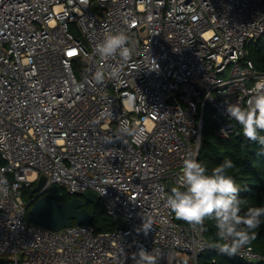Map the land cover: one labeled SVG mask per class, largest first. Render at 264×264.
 I'll return each instance as SVG.
<instances>
[{"label": "built area", "instance_id": "obj_1", "mask_svg": "<svg viewBox=\"0 0 264 264\" xmlns=\"http://www.w3.org/2000/svg\"><path fill=\"white\" fill-rule=\"evenodd\" d=\"M117 32L132 56L101 60L96 45ZM263 32L264 0H0V264H136L140 248L158 264H198L205 251L264 261L249 245L220 253L165 206L166 182L178 187L183 157L199 155L206 106L218 135L242 132L225 106H247L264 77L247 58ZM51 185L96 193L124 226L29 221Z\"/></svg>", "mask_w": 264, "mask_h": 264}, {"label": "clouds", "instance_id": "obj_2", "mask_svg": "<svg viewBox=\"0 0 264 264\" xmlns=\"http://www.w3.org/2000/svg\"><path fill=\"white\" fill-rule=\"evenodd\" d=\"M96 53L101 60L118 54L122 60L127 61L133 54V48L129 46V37L123 32H117L107 35L97 44ZM119 71L118 67H113L108 75L117 77ZM94 79L97 82L105 79L102 67L94 73ZM251 93L247 106L227 103L225 112L238 122L248 140L264 146V135L261 134L264 133V77L256 80ZM120 131L124 135L134 136L136 140L139 138V134L127 126H123ZM234 167L231 159H225L209 170L192 152L187 153L178 174V187L171 189L165 202L175 218L190 225L194 232L207 231L206 219L214 221L216 240L210 246L228 255L237 254L250 245L256 239L255 230L264 222V206H252L240 198L241 189L229 174V170ZM0 191L6 192L7 189L0 188ZM142 220L138 231L147 235L153 227V221L144 216ZM154 251L140 248L132 254V259L136 264H158L160 253L154 255Z\"/></svg>", "mask_w": 264, "mask_h": 264}, {"label": "trees", "instance_id": "obj_3", "mask_svg": "<svg viewBox=\"0 0 264 264\" xmlns=\"http://www.w3.org/2000/svg\"><path fill=\"white\" fill-rule=\"evenodd\" d=\"M247 58L255 70L264 72V32L248 45ZM212 113L211 108L206 106L197 160L211 170L225 159H231L235 167L229 170V174L233 176L241 189L240 198L249 205L264 206V146L248 140L241 130L234 131L227 137H221L218 135V130L222 122L214 119ZM261 134L264 135V133ZM29 192L30 189L24 193L29 196ZM74 196L81 195H71L60 187V192L55 195V199L66 202ZM84 207L93 214V218L83 223L94 226L97 231L116 229L117 223L106 213L100 198L98 202L84 201ZM73 223L76 222L73 221ZM205 227L207 229L204 231L205 238L214 243L216 240L214 221L206 219ZM255 231L256 239L249 246L264 256V222ZM198 264H264V261L247 262L242 258H227L218 253L205 251L198 257Z\"/></svg>", "mask_w": 264, "mask_h": 264}, {"label": "water", "instance_id": "obj_4", "mask_svg": "<svg viewBox=\"0 0 264 264\" xmlns=\"http://www.w3.org/2000/svg\"><path fill=\"white\" fill-rule=\"evenodd\" d=\"M79 66L81 62L79 58H75ZM172 104H176L170 98ZM46 177L41 175L36 182V185L30 190L29 196L35 191H38L45 183ZM168 192L171 194V189L174 185L170 180L166 182ZM60 192L57 185H51L47 188L46 194L38 197L29 206L27 218L29 221L46 227L51 230H59L69 226L75 221L76 223L89 222L93 218V214L88 212L84 207V201L98 202L99 197L92 191H86L81 196H74L66 202H60L55 199V195ZM117 227H123L124 223L121 220H115Z\"/></svg>", "mask_w": 264, "mask_h": 264}, {"label": "rangeland", "instance_id": "obj_5", "mask_svg": "<svg viewBox=\"0 0 264 264\" xmlns=\"http://www.w3.org/2000/svg\"><path fill=\"white\" fill-rule=\"evenodd\" d=\"M35 185L36 184H33V186H35ZM26 190H29V189H27V188L23 189V193H22V198L23 199H27L28 198V195H25V193H24Z\"/></svg>", "mask_w": 264, "mask_h": 264}]
</instances>
